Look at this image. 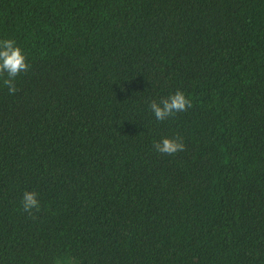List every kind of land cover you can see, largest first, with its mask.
<instances>
[{
  "label": "trees",
  "instance_id": "1",
  "mask_svg": "<svg viewBox=\"0 0 264 264\" xmlns=\"http://www.w3.org/2000/svg\"><path fill=\"white\" fill-rule=\"evenodd\" d=\"M0 39V264H264V0H0Z\"/></svg>",
  "mask_w": 264,
  "mask_h": 264
},
{
  "label": "clouds",
  "instance_id": "2",
  "mask_svg": "<svg viewBox=\"0 0 264 264\" xmlns=\"http://www.w3.org/2000/svg\"><path fill=\"white\" fill-rule=\"evenodd\" d=\"M29 68L30 65L26 62L25 55L19 46L16 45V42L12 39H0V80L7 87L10 95L18 91L15 78L20 73L27 72ZM148 106L155 119L162 122L177 113L187 111L192 105L182 91H176L158 102L152 100ZM153 147L154 151L166 155H174L185 150V145L177 137H164L154 142ZM22 209L30 216L34 214L33 210H40V202L35 192L25 191L23 193Z\"/></svg>",
  "mask_w": 264,
  "mask_h": 264
}]
</instances>
